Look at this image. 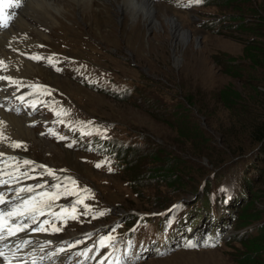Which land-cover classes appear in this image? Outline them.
<instances>
[{
    "label": "rangeland",
    "instance_id": "1",
    "mask_svg": "<svg viewBox=\"0 0 264 264\" xmlns=\"http://www.w3.org/2000/svg\"><path fill=\"white\" fill-rule=\"evenodd\" d=\"M170 1V5L156 4L162 9L161 13L167 14L163 11L165 8L168 14L178 16L183 27L189 30L191 39L188 45L180 46L177 66L174 64L169 34L163 35L162 43L158 44L157 40L148 38L163 34L162 29L147 31V27L141 23L137 30H130L129 22L121 18L119 24L109 7L105 8V13H101V22L105 26L98 25L97 28L93 27L92 23L95 22L90 12H87L85 24L78 21L73 11L65 12L61 25L57 27L65 32L49 35L45 42L53 51L65 52L76 58L81 56L105 70L104 73L115 78L118 83L121 81L131 86L132 95L125 97L124 102L115 101L109 98L110 95L79 85L68 75L53 72L71 82V89L66 92L85 116L117 125L110 134L114 144L125 135L131 145H138L144 153L151 154L161 149L162 158L172 154L186 163V168L180 173L182 188L170 189L159 179H146L140 175L142 186L137 190L140 191V197L135 195L134 189L124 186L123 182L127 178L122 180L124 176H109V157L98 159L94 153L70 150L75 153L76 162L81 166L69 167L63 164L61 158H58L61 160L59 166L56 162L49 163V166L74 172L85 186L94 187L98 198L111 210L112 215L107 216L109 223L131 210L146 214L159 213L178 199L188 200L185 203L188 208H183L178 216L186 210L190 213L200 209L203 207L202 202L194 196L204 180L208 181V191L214 189L215 183L211 179L213 174L220 177L222 182L236 185L238 191L243 189V174L246 173L243 163L232 169L218 162L226 156H234V149L246 150L248 128L254 125L256 119L254 113L264 117L262 107L248 103L251 110L243 108L247 104L246 100L255 96V89L264 92V75L248 74L251 65L243 51L244 40L264 45V0H229V3L221 5L217 3L223 0H211L209 4L202 2L199 5L193 4L191 0ZM71 18L74 22H70ZM242 24L254 28L259 25V31H263L254 36L247 35L237 31ZM84 25L87 27L84 28ZM127 52L131 53L130 56ZM252 76L255 78H250ZM38 78L47 82L42 77ZM230 94L238 96L232 105L224 99V96L231 97ZM180 128L184 129L185 134H181ZM197 130L200 132L197 133ZM45 146L49 150L61 147L54 143ZM49 154L47 160L53 159L54 153ZM81 158H86V161L82 162ZM247 160L253 164L250 158ZM243 161L246 163V160ZM97 164L101 167L95 168ZM245 177L250 179L251 187L256 190V206L264 212V184L260 181L264 172L258 177L254 174ZM228 193L235 212L234 207L238 208L239 203H233L236 198L234 187H230ZM212 202L220 203L218 197H212ZM207 208L211 210L212 204ZM222 219L228 223L225 231H229V235L220 248L178 251L162 258H148L141 264H239L238 258L245 250L237 240L256 235L254 230L260 223L241 229L233 217ZM261 221V225H264V218ZM233 236L238 239L228 241Z\"/></svg>",
    "mask_w": 264,
    "mask_h": 264
},
{
    "label": "trees",
    "instance_id": "2",
    "mask_svg": "<svg viewBox=\"0 0 264 264\" xmlns=\"http://www.w3.org/2000/svg\"><path fill=\"white\" fill-rule=\"evenodd\" d=\"M229 2V0H223L222 2L219 1L217 4H227ZM255 27L256 28L251 25L242 24L237 31L254 36L258 35L261 31V29L259 31V25ZM233 29L236 30V28ZM263 34L264 32L262 35ZM243 43H245L243 49L244 56L251 65L248 74L253 75L255 73L256 75H264V45L256 42H246L245 40ZM250 78L253 79L255 77L252 76ZM256 80L258 81V79ZM229 96L231 97L224 96V99L230 101L229 104L232 105L233 102L237 101L238 96L236 94H230ZM109 98H113L115 101H125L124 98H117L115 96ZM246 101L247 104L243 107L244 109L251 110V106L248 103L264 108V92L255 89V96H250ZM254 114L256 115V119L254 120V125L248 128L249 141L246 142L248 146L246 150H242L241 148L234 149L232 151L234 156H224L225 158L218 162L219 164L225 163L232 169L236 166H242L243 163L246 171V173L243 174V196L245 197V201L240 207L241 209L238 217L239 224L245 227L258 222L260 223V226L254 230L256 235L239 238V240H237L245 250L238 258L239 264H264V225H261L264 212L256 206L257 202L254 200L256 190L251 187L250 179L245 177L248 174H254L258 177L264 172V158H262V156L264 157V117H259L256 113ZM183 130V128H180L182 135L185 134ZM196 132L199 133L200 131L197 130ZM254 149L256 151H254ZM162 151L163 150L160 149L149 154L135 147H121L117 151V157L122 165L120 176H124L122 180L127 178L125 181H130L129 186L131 189L135 190L137 196L140 197V191L137 190L142 186L139 180L140 175L146 179H159V181L163 182L164 186L170 189L179 190L182 188L180 184L182 175L180 173L186 168L185 161L177 156H172V154H170L171 157L167 156L162 158ZM253 151L254 154L252 153ZM247 158H250L253 164L248 163ZM243 160H246V163ZM127 169L129 170V174L125 175ZM214 176L217 177L215 174ZM260 181L264 184V177ZM247 244H249V246H247Z\"/></svg>",
    "mask_w": 264,
    "mask_h": 264
},
{
    "label": "bare ground",
    "instance_id": "3",
    "mask_svg": "<svg viewBox=\"0 0 264 264\" xmlns=\"http://www.w3.org/2000/svg\"><path fill=\"white\" fill-rule=\"evenodd\" d=\"M106 7L112 8L113 12L111 10L110 11L115 17H117V22L119 24H121L122 22L121 18L125 19V22L128 21L131 27L130 30H137V26L141 25V23H144V25L147 27V31H155L157 28L162 29L163 34H154L152 38H148L157 40L158 44L162 43L161 41L164 37L163 35L169 34L171 39V51L173 54L174 64L175 66L179 64L180 46L182 47L191 43L189 30L183 27L184 24L179 20L178 16L168 14L165 8L163 9V11L167 14L161 13L162 9L160 8V6H158V4L156 3H150L148 0H26L21 15H28L30 20L34 24H38L41 22L42 19H44L48 25L57 28L59 27L58 25L60 24L62 19H64V13L69 10L77 14V19L82 24H85L87 12H90V16H92V21L95 22V24L92 23L93 27L97 28L98 25H100L101 27L105 26V24L101 22V13H105ZM34 10L39 11L40 14L36 15ZM106 12H108L107 9ZM72 21L74 22V19L71 18L70 22ZM20 25L22 28H26V19H21ZM86 27L87 26L84 25V28ZM36 34L41 35V37H43L44 35L41 32H36ZM159 36H161L160 39L158 38ZM156 48H159V46H156ZM174 50L176 51L174 52ZM127 53V55L130 56L129 54L131 53ZM2 68L3 67L0 66V69ZM31 69L32 67H30L26 63L24 68L20 70V76H22V74H24L25 72H27V75H31ZM37 69L39 70L40 74L48 77L52 86L60 89L62 92L69 95L67 92L71 89L72 84L70 81H68L67 78L62 79L63 77L60 78L61 76L59 77L57 74L38 66ZM74 87L80 89L78 86ZM30 112L31 111L28 110L27 114H30ZM4 117L9 122V125L14 126L15 120L11 114H4ZM30 121L31 119H24L22 117V123L18 120L16 122L17 124H19V127H24L27 122ZM23 135L25 137L35 138L34 142L38 145L36 146L37 148L43 144H47V142H45L42 138L36 136L34 130L26 128L24 129ZM50 150L48 152H53L54 156L53 159L47 160L48 164L56 162L59 166L60 164L58 163H61V160H59L58 158H61L64 161V165H67L69 167L81 166L76 162L74 152L59 146L53 147ZM4 156L9 157V152L6 151L4 153ZM81 170L83 169L81 168ZM84 171L87 170L85 169ZM228 218H230V216H226V220Z\"/></svg>",
    "mask_w": 264,
    "mask_h": 264
},
{
    "label": "snow or ice",
    "instance_id": "4",
    "mask_svg": "<svg viewBox=\"0 0 264 264\" xmlns=\"http://www.w3.org/2000/svg\"><path fill=\"white\" fill-rule=\"evenodd\" d=\"M191 2L195 5H199L202 3V0H191ZM3 6H0V14H2L3 12ZM0 27H7V22H0ZM33 59L35 60H40V57H33ZM2 63V62H0ZM0 79H3L2 77H0ZM19 144H14L13 147H19ZM25 163H29L28 161H25ZM97 167H101L100 164L96 165ZM109 171H111V169H109ZM72 183L74 184L75 181H72ZM27 191H32V189H26ZM44 197L47 200H55L57 198L56 194H48L45 193ZM5 201L3 199V197H0V204H4ZM41 203H43V201H41ZM77 203H82V201L78 200ZM29 205H31V207H29ZM175 207V206H174ZM65 212H67V210H64ZM36 212H41L42 213V208L33 204V200H28L25 201L24 205L17 207V208H13L11 211H0V240H4L7 239L8 237H13L16 236L19 232L24 231L28 225L27 224H22V223H17L15 222L17 217H25L26 219L31 215V219L33 222H35L36 216L35 213ZM75 208H73L71 210V218H75ZM47 221H44L39 228H37V231H44V224H46ZM52 230L53 231H59V228H56L55 226H52ZM111 238H109L110 241ZM24 245L23 243L17 245V248H22ZM99 246L100 247H107L108 244L105 242L104 239L99 241ZM188 247H193L192 244H189ZM90 251V250H89ZM0 257L4 258L5 260H7V257L5 256L3 251H0Z\"/></svg>",
    "mask_w": 264,
    "mask_h": 264
}]
</instances>
